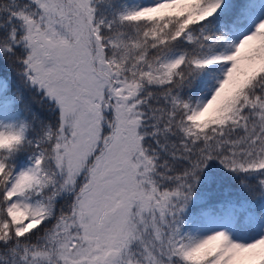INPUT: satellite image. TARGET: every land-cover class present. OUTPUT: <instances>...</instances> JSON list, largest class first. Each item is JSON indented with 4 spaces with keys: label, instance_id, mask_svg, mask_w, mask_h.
<instances>
[{
    "label": "snow or ice",
    "instance_id": "6c2138e0",
    "mask_svg": "<svg viewBox=\"0 0 264 264\" xmlns=\"http://www.w3.org/2000/svg\"><path fill=\"white\" fill-rule=\"evenodd\" d=\"M0 264H264V0H0Z\"/></svg>",
    "mask_w": 264,
    "mask_h": 264
}]
</instances>
